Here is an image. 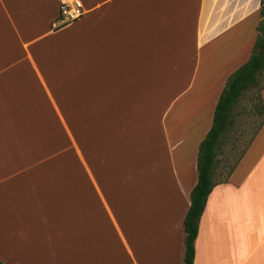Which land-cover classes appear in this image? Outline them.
<instances>
[{
    "label": "crops",
    "instance_id": "1",
    "mask_svg": "<svg viewBox=\"0 0 264 264\" xmlns=\"http://www.w3.org/2000/svg\"><path fill=\"white\" fill-rule=\"evenodd\" d=\"M81 2L54 28L56 0H0V261L182 264L199 144L261 0ZM217 169L193 264H264V119Z\"/></svg>",
    "mask_w": 264,
    "mask_h": 264
},
{
    "label": "trees",
    "instance_id": "2",
    "mask_svg": "<svg viewBox=\"0 0 264 264\" xmlns=\"http://www.w3.org/2000/svg\"><path fill=\"white\" fill-rule=\"evenodd\" d=\"M264 14V0H261L260 15ZM257 37L248 60L228 78L216 102L212 125L200 142L197 155V182L190 191V204L184 216V249L182 264H193L194 241L198 233V222L203 213L208 195L214 187L212 180L218 164V155L224 145L229 129L234 125L232 113L244 94L256 87L264 71V21L257 26ZM260 100V97H259ZM261 113L264 115L263 110ZM232 168L226 174L231 172ZM0 264H4L0 261Z\"/></svg>",
    "mask_w": 264,
    "mask_h": 264
},
{
    "label": "rangeland",
    "instance_id": "3",
    "mask_svg": "<svg viewBox=\"0 0 264 264\" xmlns=\"http://www.w3.org/2000/svg\"><path fill=\"white\" fill-rule=\"evenodd\" d=\"M260 21H264V14L260 17ZM251 36L252 34L249 35V37ZM261 88H264V71L259 77L258 85L249 89L233 110L234 125L227 132L218 157L217 175L220 180L224 178L235 158L248 145L249 140H251L264 119L259 104Z\"/></svg>",
    "mask_w": 264,
    "mask_h": 264
},
{
    "label": "built area",
    "instance_id": "4",
    "mask_svg": "<svg viewBox=\"0 0 264 264\" xmlns=\"http://www.w3.org/2000/svg\"><path fill=\"white\" fill-rule=\"evenodd\" d=\"M58 6L57 18L52 27L64 26L78 21L84 14L81 0H56Z\"/></svg>",
    "mask_w": 264,
    "mask_h": 264
}]
</instances>
